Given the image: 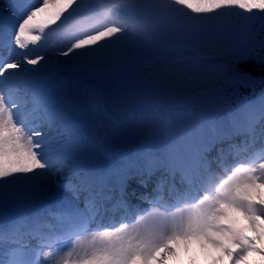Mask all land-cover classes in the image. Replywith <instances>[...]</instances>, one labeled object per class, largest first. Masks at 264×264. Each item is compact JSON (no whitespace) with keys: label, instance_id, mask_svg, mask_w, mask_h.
<instances>
[{"label":"snow or ice","instance_id":"6c2138e0","mask_svg":"<svg viewBox=\"0 0 264 264\" xmlns=\"http://www.w3.org/2000/svg\"><path fill=\"white\" fill-rule=\"evenodd\" d=\"M258 85L264 0H0V264H264Z\"/></svg>","mask_w":264,"mask_h":264},{"label":"bare ground","instance_id":"6f19581e","mask_svg":"<svg viewBox=\"0 0 264 264\" xmlns=\"http://www.w3.org/2000/svg\"><path fill=\"white\" fill-rule=\"evenodd\" d=\"M6 55V54H5ZM31 67V66H30ZM21 91H23V89H21ZM259 93V91L257 92V94ZM119 214L120 213H122V211H117ZM117 212H115V213H117ZM125 212V211H124ZM137 215H139V213H136ZM122 222H124V221H122ZM127 222H129V223H134V219H132V220H130V221H127ZM116 224H118V222H116ZM250 235H251V233H249ZM187 258V257H186ZM199 260L200 261H202L203 262V264H205V260H204V258L203 257H199ZM169 262H173V261H169ZM186 263L187 264H189V262H188V258H187V260H186Z\"/></svg>","mask_w":264,"mask_h":264},{"label":"rangeland","instance_id":"374dc122","mask_svg":"<svg viewBox=\"0 0 264 264\" xmlns=\"http://www.w3.org/2000/svg\"><path fill=\"white\" fill-rule=\"evenodd\" d=\"M237 11H239V10H237ZM261 87H264V86L260 85L259 87H257L256 92L260 91ZM251 98H252V97H251ZM146 208H147V207H146ZM186 260H187V258H186V257H183V258H182V261H181V264H187V263H186ZM169 264H176V262H175V261H173V262H169ZM198 264H203V262L200 261V260L198 259Z\"/></svg>","mask_w":264,"mask_h":264},{"label":"trees","instance_id":"16d2710c","mask_svg":"<svg viewBox=\"0 0 264 264\" xmlns=\"http://www.w3.org/2000/svg\"><path fill=\"white\" fill-rule=\"evenodd\" d=\"M260 85H258L257 87H259ZM239 93L241 98H243L244 96H248L249 98L252 96V92L251 89L245 91L242 87L239 89Z\"/></svg>","mask_w":264,"mask_h":264}]
</instances>
